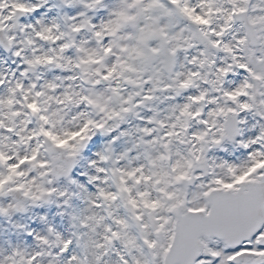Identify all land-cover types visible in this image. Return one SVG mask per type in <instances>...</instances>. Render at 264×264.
Here are the masks:
<instances>
[{
	"label": "snow or ice",
	"instance_id": "snow-or-ice-1",
	"mask_svg": "<svg viewBox=\"0 0 264 264\" xmlns=\"http://www.w3.org/2000/svg\"><path fill=\"white\" fill-rule=\"evenodd\" d=\"M0 264H264V0H0Z\"/></svg>",
	"mask_w": 264,
	"mask_h": 264
}]
</instances>
